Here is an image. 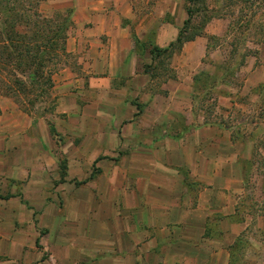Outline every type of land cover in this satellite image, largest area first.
Here are the masks:
<instances>
[{"label": "crops", "instance_id": "0c3cea01", "mask_svg": "<svg viewBox=\"0 0 264 264\" xmlns=\"http://www.w3.org/2000/svg\"><path fill=\"white\" fill-rule=\"evenodd\" d=\"M41 4L54 11L72 9L66 55L51 75L49 94L56 105L53 117L64 113L65 106L79 109L78 92L86 79L85 90L93 94L106 90L102 102L130 103L120 95V88L140 93L147 86L150 76L143 71L144 64H160L161 59H152L150 48L168 47L187 18L185 0H41ZM141 8L148 10L140 12ZM217 22H224L223 28L211 30ZM229 22L223 15L210 17L202 34L175 48L173 57L178 63H173L175 76L171 77L175 105L194 101L195 81L189 75L194 56L207 52L210 36L226 37ZM134 37L146 45L141 52ZM71 57L72 63H66ZM182 60L184 66L179 64ZM155 91L150 95L157 100L159 91ZM117 116L99 112L89 117L77 110L67 116L68 125L73 122V127L57 130L79 138L76 144L70 143L76 156L67 167L81 169L87 161L89 177L94 165L100 174L97 178L92 174L86 195L83 185L65 191V222L57 230L48 220L49 231L42 236L43 249L49 253L46 257L36 255L34 225L33 239H21L17 225H29V218H25L26 208H18L20 199L0 198V264L24 262L25 246L31 249L32 264H231V260L238 264L239 241L246 250L239 262L246 264V258L252 256V264H260L263 254L259 250L264 247V143L251 142L240 127H231L220 117L214 122L190 110L175 111L171 121L150 116L146 124L139 115L120 128L122 131L117 129ZM40 117L24 111L15 99L0 95V177L24 180L22 198L30 183L40 184L34 177L36 168H53L43 174L50 184L60 178L55 170L59 161L51 150H45L47 139L55 143L59 133L44 130L42 123L46 121ZM243 121L244 117L237 122L244 126ZM164 133H168L167 138ZM28 144L33 155L23 166L14 153H22ZM127 147L132 154L139 153L131 155L137 159L126 155L115 161L105 156ZM8 202L17 207H4Z\"/></svg>", "mask_w": 264, "mask_h": 264}, {"label": "rangeland", "instance_id": "374dc122", "mask_svg": "<svg viewBox=\"0 0 264 264\" xmlns=\"http://www.w3.org/2000/svg\"><path fill=\"white\" fill-rule=\"evenodd\" d=\"M18 0H0V23L4 20V12L6 6H12L16 4ZM25 1V4H29L31 7L39 10L44 15H51L53 12L57 10H50L46 8L44 4L39 5L41 0H19ZM152 1V0H150ZM232 1V2H231ZM230 3V4H229ZM239 4L240 0H200L196 3L197 6L207 7V11H203L196 15V19L194 21V25L196 27L201 26L202 19L205 15L213 14L220 10L219 6L222 5L223 8L227 7V5ZM228 5V6H229ZM39 6V7H38ZM40 6L42 8H40ZM226 9V8H225ZM224 9V10H225ZM143 10H148L147 8H141L140 12ZM233 16L238 17L236 10H233L231 13ZM229 17V16H228ZM231 17V16H230ZM235 21L232 20L231 23ZM224 22H217L216 25L211 26V30L213 27L214 31L221 30L223 28ZM73 27V26H72ZM219 27V28H218ZM218 28V30H217ZM233 28V27H231ZM17 30H23L22 28H16ZM72 28L70 29V31ZM250 34L247 37H243L242 33L239 31H230L226 37H214L209 39L207 52L201 57L199 55L194 56L195 62L191 63L195 64L192 74H189L192 79L195 80V90H194V101L190 104H186L185 102L182 104L175 105V86L173 85L172 76H175V70L172 68L173 63H178V59L175 54V48L161 55L160 64H153L151 66H156L158 69L161 68L163 72L157 70V68H152V72L154 76L150 78V82L140 93L130 92L127 88H120V95L124 96L128 102L118 101L115 104H108L102 102L105 99L107 93L105 91H99L97 94L91 93V90H85L86 88V80L84 84V88L82 91L78 92L77 103L79 105V109H77L81 114L82 112H86L87 116L91 117V115H95L99 112L103 113H115L117 114V129H124L127 127L129 120L137 119L139 115L143 118V123H147L145 119L150 116H160V119L169 120L172 119V114L176 112H186L193 111L195 113L202 114V117L205 116L204 119H208L211 121H219L220 118L231 127H240L241 131L245 134V137L249 138L251 142H255V144L264 143V46L261 45L260 40H258L259 35H253V29L249 30ZM70 33V32H69ZM189 33V32H188ZM66 55V54H65ZM64 56V55H63ZM63 56L60 58V62H58L57 67H61L60 64H63L61 61ZM73 56V55H72ZM173 58V59H172ZM73 57L69 58L68 62L72 63ZM181 66H184L185 61L182 60L179 62ZM188 75V74H187ZM160 76V78L158 77ZM87 78V77H85ZM160 79V80H159ZM162 80L163 86L160 88V83L158 82ZM116 89V87H114ZM158 89L159 98L157 100L151 98L153 96L150 95L152 91ZM76 90V89H74ZM173 90V92H171ZM116 95H119L116 91H114ZM149 93V94H148ZM1 96H4L3 93H0ZM93 95H97L96 98ZM99 98V99H98ZM117 99H119L117 97ZM101 100V101H100ZM67 101V100H66ZM71 101V99H69ZM155 102V104L153 103ZM68 105V104H67ZM77 105V106H78ZM54 100L52 99L51 94H46L39 101L35 102L33 105L29 106L32 111L33 117L36 119L41 118L43 116L46 124L42 123V128L50 129L49 124H52L55 133L58 132V129L62 128H71L73 127V122H70L68 125L67 116L68 113L77 112V110H70L69 106H65L67 108V112L65 111L59 117H53V110L55 108ZM75 106V105H73ZM72 108V107H71ZM263 108V109H262ZM262 109V111H261ZM53 113H50V112ZM258 114V115H257ZM244 115V116H243ZM208 118H207V117ZM257 116V118H256ZM220 117V118H219ZM244 117V126H240L238 122H241ZM238 121V122H237ZM251 122V123H250ZM88 123L91 124V121L88 119ZM75 124V123H74ZM175 126V120L172 123ZM39 127V126H38ZM41 127V126H40ZM239 129V130H240ZM120 131H122L120 129ZM172 131V129H171ZM175 132V128L173 130ZM59 136L55 137L56 142H49L48 139L45 142V150H51V154L55 155V161L57 160L61 163L64 162L66 165L64 181H67L60 187L59 180H54L51 184L45 181V177L43 174L46 172L50 173L53 168H49L46 166L43 168H36L34 172V177L37 178L39 183H30V186L27 187V194L24 198H20V194H22V190L24 188V180L20 178L11 179L0 177V194L14 195V201H18L20 199L18 208H26L27 216L25 218H29V225L23 224L17 225V228L21 232V239L27 241V239H33L32 237V225L35 226V236H36V246L35 252L37 253V257L42 258L46 257L49 253L45 252L42 246V236L48 233L49 231V222L48 220H52L59 230L62 224L65 222V207L67 202V197L65 195V191H68L71 188L74 190L75 187H85L84 193H87V186L89 180V168L88 162L81 169L76 167H67L68 163H71V160L76 156V152L74 147L71 146L70 143L76 144L79 139L76 135H67L62 134L60 132ZM56 133V134H58ZM172 133V132H169ZM71 135V136H70ZM164 137L167 138L168 133H164ZM46 135L42 136L44 138ZM170 136V135H169ZM70 138L72 141L67 142V138ZM121 139L123 138L120 136ZM251 138V139H250ZM123 140V139H122ZM60 144L64 147L61 148ZM134 142L130 144L129 148H132ZM31 145H26V149L28 150L22 151V153L16 152L15 160L17 163L25 166L28 163L29 157L32 158V151L30 150ZM46 154V153H45ZM107 159H114L115 161H122L125 156H128V159H137L134 154L139 153H131V151L127 148L125 150H119L115 153H106ZM103 153H101V157H105ZM57 158V159H56ZM70 158V161H69ZM64 160V161H63ZM55 167V166H54ZM97 166L90 167V170L93 171V176L97 178L100 174L97 171ZM22 170V169H21ZM20 175H23V171H21ZM55 170L59 171L60 168H55ZM46 171V172H45ZM25 175V174H24ZM92 176V177H93ZM35 178V179H36ZM47 179V178H46ZM58 179V178H57ZM82 180H86L85 183L78 184L76 182H80ZM68 187V188H65ZM91 187L89 190L91 191ZM13 203L8 202V204H3L4 207H17ZM22 218V214L20 215ZM64 217V218H63ZM67 225V224H66ZM31 249L25 246L23 250V254L25 255L24 262L21 261V264H32L33 259ZM33 251V249H32ZM244 245L241 248V254H239L237 263L239 262L240 257L243 256ZM259 252H261L262 259L260 264H264V247L260 248ZM34 256V255H33ZM254 258L252 256H248L246 258V262L248 264L253 263ZM28 261V262H25ZM32 261V262H31ZM246 263V264H247ZM245 264V263H244Z\"/></svg>", "mask_w": 264, "mask_h": 264}, {"label": "trees", "instance_id": "16d2710c", "mask_svg": "<svg viewBox=\"0 0 264 264\" xmlns=\"http://www.w3.org/2000/svg\"><path fill=\"white\" fill-rule=\"evenodd\" d=\"M185 1L187 2L185 6L187 18L176 40L166 48L152 45L150 48L152 59L160 57L170 49H177L183 41L202 34L206 20L217 15L229 16L228 33L234 29L241 32L243 37H247L252 28V34L259 35L258 40L264 46V0H240L239 4L229 5V3L226 9L220 5L219 11L210 15L204 14L199 27L194 25L196 15L204 10L207 11V7L197 6L196 3L200 0ZM233 10H236L238 17L231 14ZM4 15L5 18L0 23V93L15 99L24 111L29 112L31 109L29 106L43 98L52 88L51 75L60 62L61 56L66 54V39L73 26L72 9L66 8L57 10L51 15H44L29 4H25V1L18 0L12 6H6ZM232 20L235 22L231 23ZM18 27L23 30H17ZM211 38L214 37L210 36L209 39ZM135 45L139 52L146 47L145 43L137 38H135ZM143 71L149 74L150 78L154 76L153 73L151 74L152 66L148 64H144ZM49 128L55 133L52 124H49ZM59 168V182H63L65 163L59 162ZM92 174L93 172L89 179L92 178ZM85 182L86 180H82L76 183ZM13 196L12 194H0L1 199H9ZM19 196L22 199V194ZM240 245L239 241L241 248L244 243ZM238 253L241 254L240 251ZM235 260H238V257H235ZM231 264L236 263L231 260Z\"/></svg>", "mask_w": 264, "mask_h": 264}]
</instances>
